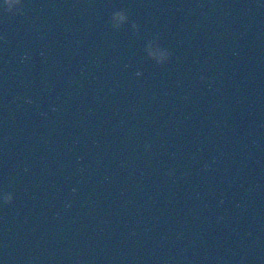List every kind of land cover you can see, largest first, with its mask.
Here are the masks:
<instances>
[{
    "label": "water",
    "instance_id": "obj_1",
    "mask_svg": "<svg viewBox=\"0 0 264 264\" xmlns=\"http://www.w3.org/2000/svg\"><path fill=\"white\" fill-rule=\"evenodd\" d=\"M0 193V264H264V0L0 5Z\"/></svg>",
    "mask_w": 264,
    "mask_h": 264
},
{
    "label": "clouds",
    "instance_id": "obj_2",
    "mask_svg": "<svg viewBox=\"0 0 264 264\" xmlns=\"http://www.w3.org/2000/svg\"><path fill=\"white\" fill-rule=\"evenodd\" d=\"M19 2L20 0H0V5L5 6L6 10L11 12L17 8ZM125 20L126 16L122 12H117L113 16V22L116 24L123 23ZM155 55L162 59L164 58L165 53L162 50L157 49ZM12 199L13 197L10 193H0V200L4 203H9Z\"/></svg>",
    "mask_w": 264,
    "mask_h": 264
}]
</instances>
